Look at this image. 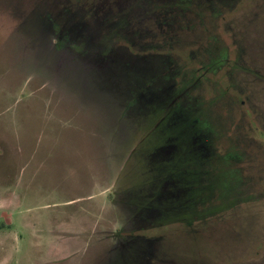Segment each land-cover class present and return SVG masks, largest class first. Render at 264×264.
I'll return each instance as SVG.
<instances>
[{
  "label": "rangeland",
  "instance_id": "374dc122",
  "mask_svg": "<svg viewBox=\"0 0 264 264\" xmlns=\"http://www.w3.org/2000/svg\"><path fill=\"white\" fill-rule=\"evenodd\" d=\"M0 264H264V0H0Z\"/></svg>",
  "mask_w": 264,
  "mask_h": 264
},
{
  "label": "trees",
  "instance_id": "16d2710c",
  "mask_svg": "<svg viewBox=\"0 0 264 264\" xmlns=\"http://www.w3.org/2000/svg\"><path fill=\"white\" fill-rule=\"evenodd\" d=\"M191 6L192 5L189 4L187 6V8L191 7ZM222 8H224V7H222ZM194 16L197 17L198 19L202 18V15H197L196 14ZM116 24H117L118 28L122 27V28L119 29L120 32L124 31L127 28V26H128V24H126V21H125L124 17L119 19V21H117ZM119 39L121 41L124 40V41L128 42L131 45V41L128 40L126 37H123V36L121 37L120 36ZM200 62L203 64V68H200V70L203 73L206 74V73H212L213 72V69H214L213 61L209 65H204V61L200 60ZM189 100L191 101V99H189ZM193 103H194V106H191L192 107L191 109H193V111L191 112L192 113V119L194 121H197V123L198 122H202V117H204V114H206L207 112L204 111V107H202V103L197 98L194 99ZM176 107H178V106H176ZM177 113H178V111H177ZM186 114H187V112L184 114L185 115L184 117H186ZM203 121H205V120H203ZM201 133L203 135V140L202 141L204 142V146H205V148L207 150V153H208L209 142L213 141L212 140L213 132L212 131L205 132L204 129L202 128ZM192 137L195 138V136L193 134H192ZM198 139H199V137H198ZM214 157H215V159H214ZM233 157L231 158L232 159L231 162L232 163L234 162V164H236ZM220 158H221V156L216 154V155L210 157L209 159H206L205 160L206 161L205 162V167L203 169L202 168L200 169V165H201V161L200 160L195 163V166H196L195 170L197 172V181L194 183V186H195L194 190L196 192L197 190H200L202 188V189H204V193L206 191H208L209 195H208V197H205V198H212V197H216V195H217L216 198L220 199L219 198V190H217V185L215 184V183H217L216 180H215V175L212 174L214 172L217 175L216 171L213 170V166H214L215 163H217L216 161L220 160ZM207 164H208V166L206 167ZM198 180H200V181H198ZM198 195H200V193H198ZM203 205L204 204H202V200L199 197V199L198 198H191L188 201V203L183 206V207H185L186 210H188L187 214L189 215V216H186L184 218V219H186L185 220V226H187V227L191 226L192 225L191 222L194 219L198 220V221L203 219V217L206 214V212L203 211ZM181 211H183V210H181Z\"/></svg>",
  "mask_w": 264,
  "mask_h": 264
}]
</instances>
